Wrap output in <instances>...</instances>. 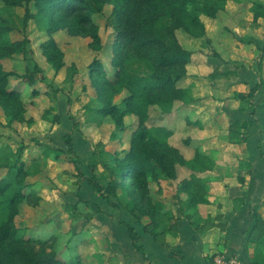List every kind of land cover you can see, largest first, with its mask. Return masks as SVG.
Returning <instances> with one entry per match:
<instances>
[{
    "label": "rangeland",
    "instance_id": "obj_1",
    "mask_svg": "<svg viewBox=\"0 0 264 264\" xmlns=\"http://www.w3.org/2000/svg\"><path fill=\"white\" fill-rule=\"evenodd\" d=\"M256 1H252V6ZM229 3L232 1L220 4L215 18L199 10L201 20L206 21L205 33L201 34L199 29L196 32L203 36L195 37L182 28L176 29L181 43L193 52L192 59L185 65L186 76L178 82L179 86L185 81L200 86L218 79L217 69L208 65L206 60L217 57L215 47L218 51L220 24L225 25V10ZM119 5L125 7L126 16L131 14L136 25L143 9L150 12L145 0H121ZM33 10L34 7L26 1L13 5L0 0V26L7 27L4 34H0V45L6 42L5 47L9 51L0 56V64L4 71L15 73L9 77V87L19 90V98L15 100L22 114L21 119H13L0 105V181L8 176L13 163L24 164L27 197L20 203L15 217L19 234L25 239L32 238L33 242L42 240L43 243L36 244V249L46 245L47 251L56 252L64 264H167L165 262L168 261L163 260L152 247L146 251L144 242L149 246V235L168 250L169 262H176L171 264H182L177 262L184 260V254L173 246L180 232L176 218L169 219L168 229L160 234L157 241L146 230L149 218H136L125 208L127 197L121 196L120 201L113 198L121 204V207H114L107 199L101 198L93 183L107 184L110 176L108 165L116 153L123 154L125 149H129L130 138L139 125L134 112L126 114L123 128H117L114 119L103 115L98 110L103 101L89 75V64L94 58H101L106 64L112 60L116 32L113 22L120 10L115 3L106 2L94 16L102 36L103 51H94L89 37L68 30L52 34L65 52L66 64L60 70H56L42 52L41 43L50 36L38 16L27 17L28 11ZM25 39L21 51L12 46ZM260 56L261 53L258 58ZM138 62L136 59L135 63L142 65V73L146 69L144 60ZM24 74H30L32 83H21L25 82L21 77ZM189 75L190 78L185 79ZM261 78L263 80L264 75ZM127 95L126 90L120 92L114 102L122 104ZM171 114L161 113L159 107L153 106L148 123L173 126L175 135L170 142L178 148H185L187 139L181 137L182 127H190L188 132L193 136L200 132L201 125L199 123L194 128L184 118L174 121L176 118ZM181 114V110L175 113L177 118H182ZM189 146H193L192 143ZM182 167L179 166V172ZM186 172L189 175L187 169H182L181 174ZM177 179L151 181L155 200L159 199L166 209L174 211V216L179 214L176 205H181L174 197ZM185 219L188 218L185 216ZM189 221L191 224L197 222L194 227H201L202 221L196 215ZM130 226H134L138 234L137 243Z\"/></svg>",
    "mask_w": 264,
    "mask_h": 264
},
{
    "label": "trees",
    "instance_id": "obj_2",
    "mask_svg": "<svg viewBox=\"0 0 264 264\" xmlns=\"http://www.w3.org/2000/svg\"><path fill=\"white\" fill-rule=\"evenodd\" d=\"M23 1L35 9L34 12L28 11L27 17L38 16L50 36L41 43V49L56 70L65 66V52L52 34L58 30H68L89 37L90 47L96 52L103 51L102 36L94 16L106 2L117 5L120 12L113 22L116 32L112 60L106 64L101 58H94L89 64V75L103 101V106L98 110L114 119L117 128H123L126 114L134 112L139 125L130 138L129 149H125L123 154L116 153L113 162L108 165L110 176L107 184L93 181L94 186L101 198L107 199L114 207H121V204L113 198L119 200L121 196L127 197L125 208L136 218L147 216L150 222L146 230L158 241L160 234L168 229L169 219L176 218L177 225L178 218L172 210L166 209L162 201L155 200L151 181L176 180L178 167L183 166L189 175L178 183L174 197L181 204L183 217L192 220L193 216L198 215V205L209 203V188L203 174L212 169L215 163L199 146L195 149L194 157L187 159L170 142L174 135L171 127L149 125L148 122L153 106L159 107L161 113H170L178 102L189 103L193 100L190 88L178 84L186 76L185 65L191 60L193 52L181 43L176 29L182 28L192 36L199 37L205 33L199 10L215 18L220 4L226 0H145L150 12L143 9L137 25L130 13L126 16L125 7L119 5L121 0H5L6 4L13 5ZM252 11L256 20L264 17V0L256 1ZM5 30L6 25L0 26V34L3 35ZM26 40L12 46L21 51ZM5 45L6 42L0 45V56L9 53ZM136 59L140 62L144 60V72L140 73L142 65L135 63ZM13 74L4 71L0 64V105L13 119H21L22 114L15 100L19 98V90L9 87V77ZM21 77L25 80L21 82L23 85L33 81L30 74ZM262 84L263 81L258 82L252 88V96ZM124 90L128 91V95L122 104L114 102L115 96ZM70 146L73 149V145ZM26 178L24 164L15 162L9 168L8 176L0 181V264H64L56 252L47 251L46 245L36 249V244L43 243L42 240L33 242L32 238L25 239L19 234L15 217L20 203L27 197ZM197 217L201 220L200 216ZM192 223L195 225L197 222ZM129 228L137 243L139 238L134 226ZM175 233H178V228ZM139 248L143 249L142 245Z\"/></svg>",
    "mask_w": 264,
    "mask_h": 264
},
{
    "label": "crops",
    "instance_id": "obj_3",
    "mask_svg": "<svg viewBox=\"0 0 264 264\" xmlns=\"http://www.w3.org/2000/svg\"><path fill=\"white\" fill-rule=\"evenodd\" d=\"M231 1L225 25L220 24L218 51L214 46L217 57L206 60L217 69L218 79L200 86L185 81L180 86L190 88L193 100L178 102L171 114L174 121L184 118L194 128L201 125L193 136L190 127H182L187 144L179 149L184 156L190 159L194 146H200L215 163L203 174L209 203L198 205L202 229L176 205L180 232L173 246L183 252L184 260L177 262L182 264H220L222 258L229 264H264V84L251 94L259 81L264 83V17L255 19L253 0ZM178 110L182 118L175 115ZM181 171L178 167L177 184L188 176ZM147 241L146 251L152 247L165 263H176L149 235Z\"/></svg>",
    "mask_w": 264,
    "mask_h": 264
},
{
    "label": "built area",
    "instance_id": "obj_4",
    "mask_svg": "<svg viewBox=\"0 0 264 264\" xmlns=\"http://www.w3.org/2000/svg\"><path fill=\"white\" fill-rule=\"evenodd\" d=\"M219 263H220V264H229V262L226 261L224 258L220 259V260H219Z\"/></svg>",
    "mask_w": 264,
    "mask_h": 264
}]
</instances>
